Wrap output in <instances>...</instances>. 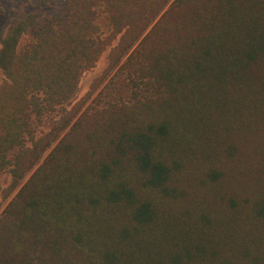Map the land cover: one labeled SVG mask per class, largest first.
<instances>
[{
    "label": "trees",
    "instance_id": "16d2710c",
    "mask_svg": "<svg viewBox=\"0 0 264 264\" xmlns=\"http://www.w3.org/2000/svg\"><path fill=\"white\" fill-rule=\"evenodd\" d=\"M48 24L0 31L9 192L53 140L23 146L29 112L70 100L116 37L130 97L66 113L0 215V264H264V0H65Z\"/></svg>",
    "mask_w": 264,
    "mask_h": 264
},
{
    "label": "rangeland",
    "instance_id": "374dc122",
    "mask_svg": "<svg viewBox=\"0 0 264 264\" xmlns=\"http://www.w3.org/2000/svg\"><path fill=\"white\" fill-rule=\"evenodd\" d=\"M172 0H170L171 2ZM4 13L0 15V31L4 29L8 21L20 16L28 14L34 15V25L39 29L49 27V21L56 15H63L65 12V0H2ZM169 4V3H168ZM167 7V6H166ZM101 32L107 34L109 32L107 25L103 19L98 20ZM34 28L31 26L22 36L21 40L31 37ZM116 37L109 45L105 47L94 66L84 70L79 78V83L75 95L68 101L61 103L53 110L44 112L41 115L30 111L28 120L30 123V131L23 135V146L30 147L37 139H43L50 133H53V140L50 146L42 153L34 166L26 171L23 178L12 191H8L10 184L13 182L11 174V164L0 170V215L8 203L14 196L18 188L30 176L38 164L42 162L51 148L59 139L69 130L72 122L86 108H105L113 102L127 100L130 97V85L124 73L119 71V65L123 59L114 67L110 68V51L118 42ZM4 79L3 73L0 71V82ZM77 116L72 118L70 122L63 127V117L72 110V107L82 100ZM63 127V128H62ZM21 149V146H13L7 151V158L13 162L15 156ZM9 192V193H8Z\"/></svg>",
    "mask_w": 264,
    "mask_h": 264
}]
</instances>
